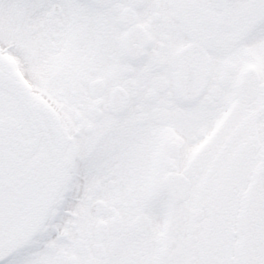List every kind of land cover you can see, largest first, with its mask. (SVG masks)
<instances>
[{
  "label": "snow or ice",
  "instance_id": "6c2138e0",
  "mask_svg": "<svg viewBox=\"0 0 264 264\" xmlns=\"http://www.w3.org/2000/svg\"><path fill=\"white\" fill-rule=\"evenodd\" d=\"M253 51L264 0H0V264H187L158 255L147 161L233 96ZM240 91L254 105L264 72ZM221 259L264 264V201Z\"/></svg>",
  "mask_w": 264,
  "mask_h": 264
},
{
  "label": "flooded vegetation",
  "instance_id": "af4514ba",
  "mask_svg": "<svg viewBox=\"0 0 264 264\" xmlns=\"http://www.w3.org/2000/svg\"><path fill=\"white\" fill-rule=\"evenodd\" d=\"M251 55L255 62L242 63L237 91L223 107L202 114L198 127L167 129L148 158L147 214L160 258L223 264L226 252L239 251L249 191L264 184V124L256 121L264 97L254 105L241 102L248 98L240 91L245 75L264 72V52Z\"/></svg>",
  "mask_w": 264,
  "mask_h": 264
},
{
  "label": "water",
  "instance_id": "95a60500",
  "mask_svg": "<svg viewBox=\"0 0 264 264\" xmlns=\"http://www.w3.org/2000/svg\"><path fill=\"white\" fill-rule=\"evenodd\" d=\"M256 189V188H255ZM253 189L252 195L249 201L248 208L245 210V227H244V239L243 246L246 243L249 235L251 234L256 222H257V209H258V201H264V195L258 193L257 190ZM242 246V247H243Z\"/></svg>",
  "mask_w": 264,
  "mask_h": 264
},
{
  "label": "rangeland",
  "instance_id": "374dc122",
  "mask_svg": "<svg viewBox=\"0 0 264 264\" xmlns=\"http://www.w3.org/2000/svg\"><path fill=\"white\" fill-rule=\"evenodd\" d=\"M220 107H223V105H219ZM220 122V121H219Z\"/></svg>",
  "mask_w": 264,
  "mask_h": 264
}]
</instances>
